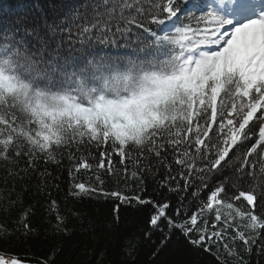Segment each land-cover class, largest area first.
<instances>
[{"label": "snow or ice", "instance_id": "1", "mask_svg": "<svg viewBox=\"0 0 264 264\" xmlns=\"http://www.w3.org/2000/svg\"><path fill=\"white\" fill-rule=\"evenodd\" d=\"M65 157L69 176L120 171L175 193L173 207L104 192L100 175L69 189L151 206L145 235L159 229L161 246L178 231L238 264L253 248L264 257V0H36L0 20V182L15 191L38 174L43 192L50 173L40 162ZM6 191L0 210L20 204L11 231L27 235L33 207ZM47 210L60 230L57 202Z\"/></svg>", "mask_w": 264, "mask_h": 264}, {"label": "trees", "instance_id": "2", "mask_svg": "<svg viewBox=\"0 0 264 264\" xmlns=\"http://www.w3.org/2000/svg\"><path fill=\"white\" fill-rule=\"evenodd\" d=\"M35 2L36 0H0V20L22 15ZM40 2L44 4L46 0ZM89 162L95 165V160L91 157ZM45 167L50 176L47 178L49 187L43 192L37 189L40 183L38 174H33L24 182L16 181L15 191H11V182L8 185L0 182V189L7 190L5 195L11 191V199L16 200L20 194L23 206H32L34 210L28 219L33 231L27 235L22 234V231H11L22 210L20 204L10 208L7 213L0 210V224L6 222L11 233L0 235V254L34 264H238L236 258L229 257L222 247L220 250L214 247L212 252H205L191 245L178 231L163 246L159 229L152 232L150 239L147 238L145 233L151 227L148 219L153 212L149 205H138L135 201L132 205L122 204L111 196L75 198L68 194L74 183L96 186V176L100 175L104 180V192L119 191L126 196L139 195L144 199L166 198L175 207L177 195L168 193L167 190H163V195H160L156 191L157 184L152 179H146L144 183L118 179L123 175L120 171H117L116 176H109L102 170L98 172L95 167L91 170L73 171V175L69 176L72 165L66 157L59 165H45L41 161L39 170L43 171ZM3 174V169L0 168V176ZM22 183L27 186V191H21ZM52 200L57 202L58 212L65 218L60 230L56 228V212L47 210ZM171 211L169 209L170 214ZM129 241L135 245L132 257L127 255ZM239 248L237 245L238 250ZM241 254L246 264H264V257H259L255 248L251 255Z\"/></svg>", "mask_w": 264, "mask_h": 264}, {"label": "water", "instance_id": "3", "mask_svg": "<svg viewBox=\"0 0 264 264\" xmlns=\"http://www.w3.org/2000/svg\"><path fill=\"white\" fill-rule=\"evenodd\" d=\"M0 256H4L5 259H10V258H12L11 256H7V255H3V254H0ZM24 264H33V263L24 262Z\"/></svg>", "mask_w": 264, "mask_h": 264}, {"label": "bare ground", "instance_id": "4", "mask_svg": "<svg viewBox=\"0 0 264 264\" xmlns=\"http://www.w3.org/2000/svg\"><path fill=\"white\" fill-rule=\"evenodd\" d=\"M24 262V261H23ZM34 264V263H33Z\"/></svg>", "mask_w": 264, "mask_h": 264}]
</instances>
